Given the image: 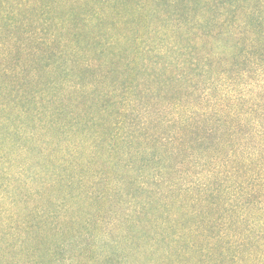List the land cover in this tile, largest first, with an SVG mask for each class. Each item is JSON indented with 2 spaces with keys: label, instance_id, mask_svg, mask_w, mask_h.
Instances as JSON below:
<instances>
[{
  "label": "trees",
  "instance_id": "trees-1",
  "mask_svg": "<svg viewBox=\"0 0 264 264\" xmlns=\"http://www.w3.org/2000/svg\"><path fill=\"white\" fill-rule=\"evenodd\" d=\"M0 264H264V0H0Z\"/></svg>",
  "mask_w": 264,
  "mask_h": 264
},
{
  "label": "rangeland",
  "instance_id": "rangeland-1",
  "mask_svg": "<svg viewBox=\"0 0 264 264\" xmlns=\"http://www.w3.org/2000/svg\"><path fill=\"white\" fill-rule=\"evenodd\" d=\"M182 244L184 245V242H182ZM162 245H164V244H162ZM183 248H184V246H183ZM38 254H40V253H38ZM43 254V253H42ZM92 254H99L98 252H94V250H93V253ZM159 254V253H158Z\"/></svg>",
  "mask_w": 264,
  "mask_h": 264
}]
</instances>
